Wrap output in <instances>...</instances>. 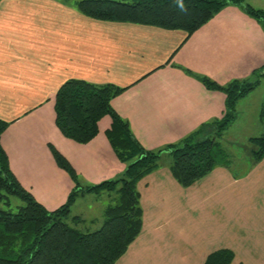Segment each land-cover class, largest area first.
Here are the masks:
<instances>
[{
	"label": "crops",
	"instance_id": "crops-1",
	"mask_svg": "<svg viewBox=\"0 0 264 264\" xmlns=\"http://www.w3.org/2000/svg\"><path fill=\"white\" fill-rule=\"evenodd\" d=\"M252 1L264 8V0ZM76 2L0 0V118L10 122L1 142L13 173L49 210L78 186L52 146L73 165L80 188L116 179L127 166L106 134L111 116L88 143L61 132L56 94L69 79L126 87L112 105L147 149L180 143L224 116L226 94L198 76L220 84L264 79V27L237 5L186 38L180 29L94 19ZM260 85L239 100L236 118L247 109L261 120ZM137 188L142 229L115 264H205L225 249L234 254L231 264H264V157L218 165L184 186L165 151ZM99 192L82 191L73 204Z\"/></svg>",
	"mask_w": 264,
	"mask_h": 264
},
{
	"label": "trees",
	"instance_id": "trees-1",
	"mask_svg": "<svg viewBox=\"0 0 264 264\" xmlns=\"http://www.w3.org/2000/svg\"><path fill=\"white\" fill-rule=\"evenodd\" d=\"M76 5L80 12L94 19L180 29L187 33L186 38L229 5L239 6L264 27V10L245 0H77ZM198 78L209 89L226 94L224 116L215 123L202 125L180 143L159 149L145 148L129 122L113 107V98L126 87L77 78L66 81L56 94L55 104L56 123L61 132L77 142L88 143L99 134L100 120L111 116L112 125L106 134L127 166L116 179L80 188L75 168L52 146L58 165L78 185L66 203L54 210L38 201L13 173L1 142L10 122L0 118V264H115L141 232L143 209L137 184L159 165L163 152L171 153L172 171L184 186L193 184L218 165L239 164L240 157L230 151L222 136L236 119L239 100L254 90L260 80L233 79L220 84L205 75ZM260 118L264 125V101ZM249 141L257 146L252 159L257 162L264 157V134L252 136ZM103 189L115 190L117 199L106 208L99 228L84 231L79 224L85 219L72 214V205L80 192ZM14 198L23 201L16 210L12 205ZM233 257L231 250H219L210 254L205 264H231Z\"/></svg>",
	"mask_w": 264,
	"mask_h": 264
},
{
	"label": "rangeland",
	"instance_id": "rangeland-1",
	"mask_svg": "<svg viewBox=\"0 0 264 264\" xmlns=\"http://www.w3.org/2000/svg\"><path fill=\"white\" fill-rule=\"evenodd\" d=\"M250 3L256 9H263L260 2L255 3L251 0H245ZM263 77V76H262ZM261 87L264 89V79L260 81ZM259 87V86H257ZM256 92V95L261 93ZM258 93V94H257ZM261 95V94H260ZM253 99V98H252ZM256 101L257 97L254 98ZM253 101V102H254ZM242 107H238V110H242ZM252 109V108H250ZM237 110V111H238ZM254 110V109H253ZM249 110L246 109L244 116L236 118L225 130L222 141L230 148V151L234 152L236 156L240 157L237 163H250L253 159V152L257 149V146L249 141L251 136H261L264 134V125L262 121H259V113L256 112L249 114ZM171 158H166L170 160ZM242 159V160H241ZM117 199L115 190H100L99 193L87 194L84 198L77 199L76 203L72 205V214H79L86 217L87 222L80 223L79 227L84 231L95 230L103 224L104 209L107 205L113 204ZM17 204L22 205L23 201L19 198H14L12 203L13 208L17 209ZM90 219H94L91 221Z\"/></svg>",
	"mask_w": 264,
	"mask_h": 264
}]
</instances>
